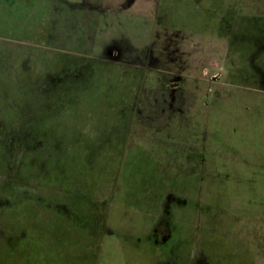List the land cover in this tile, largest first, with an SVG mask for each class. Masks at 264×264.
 <instances>
[{"label":"rangeland","instance_id":"obj_1","mask_svg":"<svg viewBox=\"0 0 264 264\" xmlns=\"http://www.w3.org/2000/svg\"><path fill=\"white\" fill-rule=\"evenodd\" d=\"M168 1L0 0V264H264V0Z\"/></svg>","mask_w":264,"mask_h":264},{"label":"crops","instance_id":"obj_2","mask_svg":"<svg viewBox=\"0 0 264 264\" xmlns=\"http://www.w3.org/2000/svg\"><path fill=\"white\" fill-rule=\"evenodd\" d=\"M232 1L236 4V7L233 8L229 2H226V3L224 2V7L221 10L219 9V11L215 12L217 15L220 16V18L216 19L217 21H216V23L212 24V27L217 24L218 30H222V29L227 30V25H230V26L232 25L231 29L233 30V28L236 26L237 22L240 19L239 17L241 16L242 13H244V10H243V6H242V2H240V1L238 2V0H232ZM165 3H166V5L162 6V7L165 10L167 9V13H169L171 17H172V15L179 16V17H176V19L172 18V20H175V21L177 20V26L182 21L187 26H190V25L194 26V24H195L194 22H196V24L199 25L198 27H203V28L206 27L205 22H207V21L193 19V17L197 16L196 14H193V12H190V11L189 12H177V11L171 12L170 8H171L172 3L173 4L176 3L180 7L182 5H184L185 7L188 8L189 5H191L193 3L192 0H190V1L189 0H169L168 2H165ZM205 6H206V3H205ZM226 7H227V9H225ZM226 21H231V22H226ZM220 25H221L222 29H219Z\"/></svg>","mask_w":264,"mask_h":264}]
</instances>
